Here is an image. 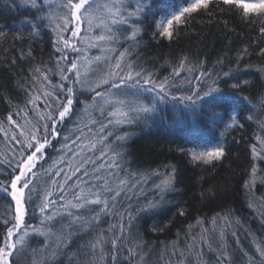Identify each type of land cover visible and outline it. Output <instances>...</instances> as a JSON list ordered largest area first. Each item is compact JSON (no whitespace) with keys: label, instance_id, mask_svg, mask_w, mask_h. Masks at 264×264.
<instances>
[{"label":"trees","instance_id":"obj_1","mask_svg":"<svg viewBox=\"0 0 264 264\" xmlns=\"http://www.w3.org/2000/svg\"><path fill=\"white\" fill-rule=\"evenodd\" d=\"M189 1L177 0V3L185 5ZM43 2L44 0H38V3ZM56 2L57 0H53V7ZM45 11H48L47 7ZM40 15L43 13L36 12L31 5L22 3V0H0V181L8 180L12 169L23 157L21 145L12 140L13 134L23 141L21 130L28 132L31 124H35L38 119L37 112L46 110L42 93L52 89L35 69H52L46 73L52 84L61 82L56 61L64 53L56 51V48L62 45L57 44L58 37L52 26L45 21L39 34H33L30 22ZM138 26L141 33L137 42H126L124 35L129 33L125 29L129 26H120L123 35L119 36L117 43L112 44L114 54L119 56L125 49L130 50L132 55L127 59L137 65L136 70L145 69L153 74V79L157 82L165 77L169 78L175 89L172 95L176 96L189 94L188 90L196 89L197 86L206 91L207 84L211 81H206V78L197 80L196 77L200 76L201 71L213 76L219 73L220 79L224 80L222 73L238 67L241 73H245L241 78L247 80L248 84L235 91L248 97L251 103L257 106L256 117L247 122L240 119L243 127L224 131L225 135L221 137L224 124L213 123L187 110L181 111L182 105L174 107L172 103L165 102L158 104V113L147 114L146 122L145 118H142L139 124L132 127L114 125L107 127L104 133H99L100 125L108 124L110 117L107 113L112 108L104 105L105 111L101 115L102 102L93 99L95 93L84 91V94L80 95L81 90L78 88L73 114L65 122L57 124L60 135L49 137L52 144L47 147L44 158L33 170L37 176V191L41 196L51 191L50 198L55 200L57 205L61 203L59 197L62 194L65 196V203L72 200V192L79 189L65 188L63 192L59 190L58 184L63 183L64 175L56 177L55 172L63 168L64 172L70 175L81 159L88 156L93 159L99 157V150L105 148V145L124 153L122 165L128 172L163 173L170 170L166 169L165 165L175 166L178 183L175 185L176 191L165 196L169 203L163 204V211L158 214L141 212L132 228L134 238L141 242L143 251L147 253L146 264H177L180 252L189 257L186 246L193 243L191 237L197 238L196 247L200 248V236L211 235L210 231L204 230L213 229V218L223 217L225 214H230L234 222L239 221V224L233 223L232 227L226 230L225 242L229 249L235 252L234 264H262L264 258L256 252L253 241H264V163L259 159L253 161L251 146L256 144L257 150L261 151L256 135H264L257 123L258 120L264 119V110L259 105L260 97L264 94V72L259 71L264 66V52L261 51L264 49V32L261 31L264 29V13L251 12L245 15L242 5L235 2L226 5L223 0H209L207 8L201 7L187 15L179 25L174 22L172 39L160 36L156 22L151 18ZM71 27L73 25H69V28ZM70 34V30L65 31L64 38L71 41ZM65 52L68 59L61 61L60 66L66 68L74 55L70 48L65 49ZM184 57L188 58L185 68L180 70L179 76H174L173 70L179 68V63ZM189 67L192 71H188ZM67 75L71 77L72 73ZM63 83L67 87L70 81ZM233 83L236 81L229 80L228 85L221 83L220 86L227 90ZM106 89L108 86L99 88L98 91ZM37 96L40 97L36 101L39 108L34 109L28 101ZM217 111L222 113V110ZM250 114L245 110L243 115L247 117ZM9 115L16 124L8 120ZM164 116L167 119L162 123L161 118ZM26 120L31 121V124H26ZM92 121H96L95 125ZM17 124L20 127H17ZM76 129L79 131H75ZM108 132L113 134L107 136ZM124 133L130 134L128 139L117 141L116 137ZM81 135L83 141H77L75 145L65 140L66 136L76 140V137ZM99 135L107 136L105 144L97 143L96 150L86 148L83 153L80 152L83 145L88 144L90 140H98ZM218 140L226 145V155L222 160L211 164L192 162L187 155L177 151L179 147H211ZM65 144L79 155L73 156L67 149L62 151V145ZM261 156H264V151H261ZM62 158L64 162L60 163ZM107 159L106 156L98 162H106ZM253 163L258 169L257 179L255 183L246 186L245 182L250 181ZM68 165H72V169H69ZM77 176H82V173H77ZM53 179L57 181L56 184ZM159 179L158 176L151 177L148 183L143 185V194H140L139 188L129 193L131 199L126 201V204L132 206L134 215L138 205L157 198L152 185L159 183ZM77 182L74 177L69 181V185ZM40 202L37 197L34 204L29 205V213L26 216L28 225L39 226L41 217L38 207L35 211L33 207ZM73 211L77 215L84 214L78 210ZM181 211L183 215L180 214ZM13 215L14 203L0 192V246H3L6 234L3 221L11 220ZM221 224L222 221L218 220L217 231ZM56 227L58 228L59 224ZM101 227L106 228L107 223ZM232 231L237 233L239 244H236V238L231 236ZM87 233L94 235L92 231ZM36 236L37 234L35 237L32 235L27 242L33 245L34 250L40 248L37 242H32V238ZM173 245L176 255L172 254ZM217 246V242H213L212 248L216 249ZM69 247V253L78 250H70ZM203 252V261L206 264H216L215 251H210L203 245ZM19 253L10 258L12 264H27L16 259ZM244 253H247V256ZM124 255H127L126 251ZM64 262L70 263L69 256L57 257L56 264ZM72 264H75V261ZM105 264H111V261L107 260ZM191 264H196L195 256H191Z\"/></svg>","mask_w":264,"mask_h":264},{"label":"snow or ice","instance_id":"obj_2","mask_svg":"<svg viewBox=\"0 0 264 264\" xmlns=\"http://www.w3.org/2000/svg\"><path fill=\"white\" fill-rule=\"evenodd\" d=\"M22 3L31 5L36 12L43 13L30 22L33 34L38 35L47 21L58 37L57 44L62 45V47H57L56 51L64 54L59 56L56 61V68L61 76L59 84L53 85L46 74L52 69L46 68L44 71H41L39 67L35 69V72L39 73V76L52 89L42 93L45 98L46 110L42 113L37 112L38 119L35 124L26 120V124H31V128L28 132L21 130L20 135L24 137L23 141L17 139L15 134L12 136V140L21 145L23 157L12 169L8 180L0 181V192H3L14 203L13 217L11 220L3 221L6 226V234L3 238V246H0V264H12L10 258L15 253L23 251L30 235L35 234L48 237L50 241V243L46 241L37 264H45V261L47 264H56L57 257L62 255L69 256L70 264L73 261L75 264H105L107 260H110L111 264H146L147 253L143 251L141 242L134 238L132 228L141 212L158 214L163 211V204L169 203L165 200V196L176 191L175 185L178 183L176 167L165 165L164 167L170 170L163 173L156 171L151 173L128 172L122 165L124 153L105 145V148L99 150V157L93 159L88 156L81 159L70 175L66 174L63 168L55 172L56 177L64 175L63 183L58 184L59 190L63 192L65 188L79 189V191L72 192V200H67L66 203L64 202L65 196L62 194L59 197L61 203L57 205V202L50 198L51 191L45 192L42 196L37 191V176L33 171L37 163L44 158L47 147L52 144L49 137L60 135L57 124L65 122L73 114L78 88L81 90L80 95H83L84 91L95 93L93 99L102 102L100 104L101 115L105 111L104 105L112 108V111L107 113L110 117L108 124H101L99 133H104L109 126L139 124L142 118H145L146 122L147 114L158 113L160 111L158 104L165 102L172 103L174 107L182 105L181 111H190L193 115L209 119L213 123H222L225 132L236 127H243L240 124V119L247 122L253 120L257 115L255 111L257 106L253 105L248 97L235 91L247 86L248 81L241 78L245 73H241L237 67L222 73L225 79L221 80L219 73L213 76L211 73L201 71L200 76L196 79L210 80L211 83L207 84V90L197 86L196 89H189V94L176 96L172 95L175 89L169 78L165 77L157 82L153 79L152 73L143 68L136 70L137 65L127 59L132 55L128 49L120 52L119 57L115 58L106 54L95 56L92 59L87 56L89 48H101L102 53L114 52L115 49L111 45L117 43L119 36L123 35V32L120 31L121 25L129 26L125 29L129 34L124 35V40L137 42L141 33V28L138 25L143 24L149 18L156 22L158 29H162L159 32L160 36L172 39L174 22L179 25L187 15L201 7L207 8L209 0H195L187 7L181 6L177 0H136L134 6L126 4L124 0H111V3H100L99 0H57L54 7L53 0H44L43 3H38V0H22ZM223 3L231 5L234 0H223ZM46 7L48 11H45ZM242 10L245 15L251 12L264 13V0H261L259 4H243ZM157 15H159V20H157ZM133 17L138 19L132 22ZM84 23H87L86 31L89 35L82 37L81 25ZM69 25H73V27L69 28ZM94 29L100 34L92 35ZM67 30L71 31L73 38L81 39L85 45L83 49L76 47L74 43L64 38L63 33ZM261 31L264 32V29ZM105 45L107 47H103ZM69 47H74L76 52L82 55L74 58L66 68L61 67V61L68 59L65 49ZM261 51L264 52V49ZM112 59H115V64L109 65V71L97 76L100 63L108 65ZM187 59V57L181 59L179 68L173 70L174 76L180 75V70L185 68ZM218 63H222V61H218ZM188 71H192V68L189 67ZM259 71L264 72V66ZM67 73L73 75L69 77ZM92 77H97V79L93 80ZM229 80L236 81V83L229 85L227 90L220 86L221 83L228 85ZM63 81H70V84L66 87ZM104 85L108 86L107 91L102 93L97 90ZM146 93L154 95L148 98ZM121 96L124 99H121ZM38 99H40L39 96L34 97L28 103L32 104L34 109H38L39 105L36 103ZM145 100L148 102L145 103ZM259 105L264 110V94L260 97ZM218 109L222 110V113L218 112ZM245 110L251 113L247 117L243 115ZM25 115L27 116V113ZM166 119V116L162 117L161 122H165ZM8 120L16 124L11 115ZM95 123L96 121H92L93 125ZM257 123L260 132L264 133V119L258 120ZM17 127L20 125L17 124ZM75 131H79V129ZM89 132H91V128H89ZM225 132L220 133L221 137L225 135ZM112 134V132H108L107 136ZM129 135V133H124L122 136L116 137V140L124 141L128 139ZM107 136L99 135L98 140H90L88 144L81 147L80 152L83 153L86 148L96 150L97 143L105 144ZM65 140L75 145L77 141H83V136H77L76 140H71L66 136ZM256 140L261 146V151H264V135H256ZM64 149L72 152L73 156L79 155L68 148L67 144L62 145V151ZM177 151L187 155L192 162L211 164L225 157L226 145L218 140L211 149H199V146L194 148L179 147ZM261 151L257 150L256 144L251 146L253 161L259 159L264 163ZM106 156L108 157L106 162H98ZM63 162L62 158L60 163ZM68 167L72 169V165H68ZM257 171V166L253 163L250 181L245 182L246 186L249 183H255ZM77 173H82V176H77ZM157 176L160 177L159 183L152 185L156 190L157 198L138 205L134 215L131 210L132 206L126 204V201L131 199L129 193L139 188L140 194H143V185L147 184L151 177ZM74 177L78 182L69 185V181ZM53 183L56 184L57 181L53 179ZM37 197L41 202L39 205H34L33 211L38 207L40 223L39 226L28 225L26 216L29 213V205H33L34 199ZM73 210L87 213V215H77ZM180 214L183 215V212L181 211ZM218 220L222 221V224L217 231ZM104 223H107L106 228L101 227ZM233 223L239 224V221L234 222L230 218V214L214 217L212 220L213 229L204 230L205 232L210 231L211 235L202 234L200 236V248L196 247L197 238L191 237L193 243L186 246L190 256L185 257L184 252H180L177 264H191V256H195L196 264H206L203 261V245H206L210 251L216 252V264H234L235 252L230 250L225 242L226 230L230 229ZM57 224H59L58 228ZM88 231L94 233L92 239L77 251L69 253L68 247L72 243V238L78 232ZM231 236L236 238L235 242L239 244V238L235 231L231 232ZM213 242L218 244L216 249L212 248ZM253 243L256 252L264 258V241L259 243L253 241ZM125 251L127 255H124ZM172 254H177L175 245H173ZM244 255L247 256V253Z\"/></svg>","mask_w":264,"mask_h":264},{"label":"rangeland","instance_id":"obj_3","mask_svg":"<svg viewBox=\"0 0 264 264\" xmlns=\"http://www.w3.org/2000/svg\"><path fill=\"white\" fill-rule=\"evenodd\" d=\"M132 1H133L134 3L136 2V0H132ZM99 2H100V3H111V0H99ZM124 2H125L126 4H130V3L128 2V0H124ZM191 2H195V0H190L187 4H185V5H181V6L187 7L188 4L191 3ZM234 2L237 3V4H239V5H243V4H259V3L261 2V0H234ZM131 5H132V4H131ZM133 6H134V5H133ZM137 19H138L137 17H133V18H132V22L136 21ZM158 20H159V19H158ZM86 30H87V23H84V24L81 25V36H82V37H83V36H87V35H89V34L87 33ZM157 30L160 32L162 29H158V28H157ZM99 34H100L99 31H97V30H95V29L93 30L92 35H99ZM70 35H71V38H72V40H71L70 42L74 43L76 47H79V48H82V49L85 47V45L81 42V39H80L79 37H77V38H73V37H72V33H71ZM103 47H107V45H105V46H103ZM111 47H112V45H111ZM69 48H70L71 53L74 55L73 59L76 58L77 56H81V55H82L81 53L76 52V50H75L74 47H69ZM102 54H106V55H109V56L114 57V58H115V57H119V56H117L116 54H114L113 52H111V53H102L101 48H89V49H87V56H88L89 59H92L93 57L98 56V55H102ZM114 64H115V59L110 60L108 65H105L103 62H101V63H100V68L98 69V72H97V76L102 75L103 72L109 71V65H114ZM72 75H73V74H72ZM121 75H123V74L121 73ZM92 79H93V80H96L97 77H92ZM102 87H107V85H104V86H102ZM102 87H100V88H102ZM97 90H99V89H97ZM107 90H108V89H106L105 91H107ZM105 91L103 90V91H101V92L103 93V92H105ZM152 95H153L152 93H146V96H147L148 98H150ZM120 98H121V99H124L123 96H121ZM147 102H148V101L145 100V103H147ZM223 132H224V131H223ZM215 145H216V144H214L213 146L208 147V148H206V149H211V148L214 147ZM199 149H205V148H199ZM38 235H40V234H37V236H38ZM31 237H32V235H30V237L28 238V241L31 239ZM13 239H15V237H13ZM27 244H28V243H27ZM32 246H33V245H31V244L29 243V244H28V248L25 247V249H24V253H25L24 256H25L26 258H28L29 260H30V259H33L34 257H35V258L40 257V254H38V253H37V250H34ZM35 247H37V246H35ZM35 247H34V248H35ZM31 248H32V249H31ZM27 262H28V260H27Z\"/></svg>","mask_w":264,"mask_h":264},{"label":"bare ground","instance_id":"obj_4","mask_svg":"<svg viewBox=\"0 0 264 264\" xmlns=\"http://www.w3.org/2000/svg\"><path fill=\"white\" fill-rule=\"evenodd\" d=\"M128 2L130 4H132V5H135V3L132 0H128ZM108 112H110V111H108ZM133 125H135V124H131V125L130 124H123V126H125V127L126 126L132 127ZM223 131H225V127L223 128ZM199 148H203V147H199ZM84 215H87V213H84ZM34 237H35V235H34ZM92 237H93V235H91V233H87V232L77 233V235L72 238V243L70 244L71 247H69V249L70 250H73V249H76V248L79 249L81 246L86 245L88 243V241L92 239ZM46 241L50 243L49 238L45 237V236H42V235H38V236H36V238H32V242L33 243L37 242L38 243L37 245L40 246V248H38V250H37L38 254H40V252L43 250V247L45 248ZM26 247L28 248V244L26 245ZM24 255H25V253H24V250H23L16 256V259L18 261H25L27 264H37V262L40 259V257H38V258L34 257L33 259L29 260ZM27 260H28V262H27ZM45 264H47V263H45ZM63 264H70V263L69 262H66V263L64 262Z\"/></svg>","mask_w":264,"mask_h":264}]
</instances>
